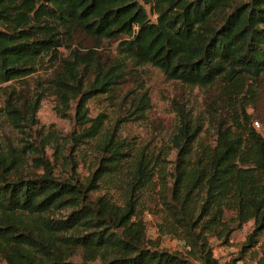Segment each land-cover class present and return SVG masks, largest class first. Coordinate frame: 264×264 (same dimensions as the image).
<instances>
[{
	"label": "trees",
	"instance_id": "trees-1",
	"mask_svg": "<svg viewBox=\"0 0 264 264\" xmlns=\"http://www.w3.org/2000/svg\"><path fill=\"white\" fill-rule=\"evenodd\" d=\"M105 42L116 44L114 56L99 51ZM43 63L51 69L43 90L64 107L75 102L78 138L98 139L102 156L85 181L73 183L53 177L46 162L43 173L25 172L17 155L0 152V260L222 264L210 240L229 245L248 223L253 229L240 254L259 244L264 137L252 127L248 109L264 91V0H0L3 109L17 127L24 111H37L43 94L33 99L9 83ZM146 65L206 91L204 112L214 139L201 140L203 125L181 110L170 185L163 180L158 195L159 231L178 237L183 252L161 249L159 239L146 237L141 195L162 177L158 157L133 153L117 139L120 120L104 133V115H87L89 100L113 99L130 71ZM147 106L144 94L127 112L141 117ZM101 184L117 188L120 201L93 197Z\"/></svg>",
	"mask_w": 264,
	"mask_h": 264
},
{
	"label": "rangeland",
	"instance_id": "rangeland-1",
	"mask_svg": "<svg viewBox=\"0 0 264 264\" xmlns=\"http://www.w3.org/2000/svg\"><path fill=\"white\" fill-rule=\"evenodd\" d=\"M99 51L112 57L117 52L116 44L105 42ZM62 54L65 56L66 51L62 50ZM50 72L51 69L43 63L35 73L22 81L9 83L17 91L19 86L24 87L33 99L36 93L43 94L35 113L27 109L21 114L19 127L15 126L16 121L9 119L3 109L6 84L0 86V152L4 155H17L25 172L43 173L46 162L56 179L83 182L102 156L97 145L98 139L78 138L82 128L75 119V102L64 107L50 90H43L47 87L45 80ZM144 94L148 101L144 115H130L127 110L131 111L134 103ZM205 94L206 91L201 88L168 80L159 70L146 65L130 71L125 82L115 91L113 99L100 95L86 103L88 117L93 119L104 115V133H110L115 121L120 120L116 138L124 141L128 148L133 149V153L138 151L152 158L158 157L160 164L165 167L162 177L156 176L141 195V217L146 227L147 239H159L160 248L169 252H183L184 246L178 237L161 235L159 231L160 184L164 180L170 185L171 166L175 158L172 138L179 126L181 110L191 122L198 120L203 125L201 140L209 143L213 141V130L204 112ZM248 113L252 115L253 123L258 122V127L253 123L252 127L264 137V91L259 94L255 108H249ZM96 195L112 196L118 202L122 198L117 188L104 184L100 185L97 193H92L93 197ZM252 229V223H248L234 232L229 245H222L211 239L214 257L222 264H228L233 259H242L237 260L236 264H259L264 259V233L259 237V244L255 248L244 255L240 254L241 246ZM73 261H78V257L73 258ZM0 264L5 263L0 260Z\"/></svg>",
	"mask_w": 264,
	"mask_h": 264
},
{
	"label": "built area",
	"instance_id": "built-area-1",
	"mask_svg": "<svg viewBox=\"0 0 264 264\" xmlns=\"http://www.w3.org/2000/svg\"><path fill=\"white\" fill-rule=\"evenodd\" d=\"M253 124H254V126L258 127V122L257 121H255Z\"/></svg>",
	"mask_w": 264,
	"mask_h": 264
}]
</instances>
